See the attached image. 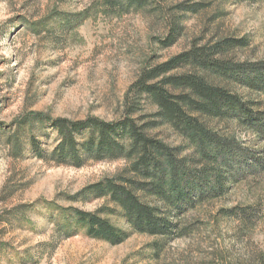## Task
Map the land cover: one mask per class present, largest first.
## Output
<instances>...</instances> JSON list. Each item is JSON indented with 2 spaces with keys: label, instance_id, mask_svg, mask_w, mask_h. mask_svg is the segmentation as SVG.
I'll return each mask as SVG.
<instances>
[{
  "label": "rangeland",
  "instance_id": "rangeland-1",
  "mask_svg": "<svg viewBox=\"0 0 264 264\" xmlns=\"http://www.w3.org/2000/svg\"><path fill=\"white\" fill-rule=\"evenodd\" d=\"M144 1L135 7L127 0H0V264H264V137L237 121H208L239 145L237 179L218 198L187 209L177 221L181 235L137 233L120 207L89 193L124 174L125 160L75 168L38 156L57 147L58 135L33 120L37 114L71 122L154 121L158 108L136 84L145 70L193 48L247 38L250 45L230 60L264 63V0ZM198 3L197 13L178 9ZM177 26L176 43L164 46ZM225 87L264 112V94ZM148 134L171 147L187 145L169 125ZM75 210L100 216L128 238L114 246L84 229L68 231Z\"/></svg>",
  "mask_w": 264,
  "mask_h": 264
},
{
  "label": "trees",
  "instance_id": "trees-1",
  "mask_svg": "<svg viewBox=\"0 0 264 264\" xmlns=\"http://www.w3.org/2000/svg\"><path fill=\"white\" fill-rule=\"evenodd\" d=\"M127 1L135 7L145 2ZM200 6L181 5L178 9L197 13ZM180 30L174 27L162 44H175ZM249 45L247 38L219 39L145 70L135 87L139 95H146L158 108L154 121L149 123L138 125L130 116L107 123L35 115L33 120L50 125L58 135L57 147L49 155L38 156L58 166L75 168H82L89 161L125 160L129 168L124 174L93 185L89 193L96 199L109 198L120 207L137 233L181 235L179 217L197 202L218 198L227 181L237 179L233 161L241 149L235 140L223 138L211 129L208 121H237L241 127L264 137V112L255 111L254 103L244 101L225 87L233 83L264 94V63L230 60L232 53ZM180 70L185 72L173 74ZM163 125H169L182 137L186 147H171L148 134ZM30 142L38 152L35 137ZM186 150H192L191 154L183 155ZM22 152L20 145L16 154ZM145 198H154L156 204L146 202ZM67 219L69 223L64 228L84 229L88 236L114 246L128 238V234L96 214L75 210Z\"/></svg>",
  "mask_w": 264,
  "mask_h": 264
}]
</instances>
